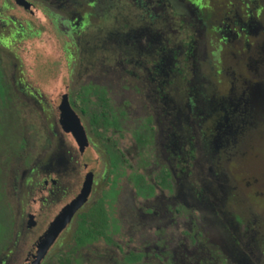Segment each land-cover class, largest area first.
<instances>
[{"label": "flooded vegetation", "instance_id": "flooded-vegetation-1", "mask_svg": "<svg viewBox=\"0 0 264 264\" xmlns=\"http://www.w3.org/2000/svg\"><path fill=\"white\" fill-rule=\"evenodd\" d=\"M15 6L70 38L63 86L48 99L16 73L9 45L42 25L3 13ZM91 17L112 22L89 37L110 55L85 50L77 77L89 80L70 86L66 47L88 41ZM226 45L227 69L212 60ZM0 47V104L11 85L44 126L41 152L21 156L19 187L40 175L44 209L77 189L55 216L88 191L51 246L61 264H264V177H255L264 172V0H0ZM62 91L79 139L58 107Z\"/></svg>", "mask_w": 264, "mask_h": 264}, {"label": "rangeland", "instance_id": "rangeland-1", "mask_svg": "<svg viewBox=\"0 0 264 264\" xmlns=\"http://www.w3.org/2000/svg\"><path fill=\"white\" fill-rule=\"evenodd\" d=\"M3 13L13 15L23 24L26 20H29L34 24L36 23V26L42 25V30L38 35L18 42L15 41L13 45H9V50L17 57L19 65L16 73L22 78L23 82L27 83L24 86L29 88L31 92L32 90L36 91L39 95H43L44 99H48L52 89L58 90L63 86L60 85L63 80L59 79V73L61 67L68 60L63 46L65 41L70 38L65 36L62 30L52 27L46 20H43L41 13L38 11H25L15 6L11 10H3ZM113 14H122L125 18L126 16L127 18L131 17L130 10H127V8H114ZM119 19H121L120 16ZM89 24L96 28L92 27L89 31L86 30L88 38L86 37L85 40L88 41H79L80 43L75 41V44L70 41L66 47L71 54L69 59L70 86L78 80L79 82L89 80L86 78V73H82L79 78L77 77L78 67L79 65L82 66L79 60H82V56H85L86 59L88 57L85 50H96L97 61L99 58L110 55L107 43L100 40L90 41L89 37H93L95 34L98 35L99 28L108 27L107 25H112V22L101 20L99 17H91L88 26ZM227 47V45L223 46L218 55L212 57L215 64L218 63L226 69L232 65L234 66L235 63L230 52L231 49ZM6 59L5 54L2 53L1 61L5 62ZM11 60L15 61L12 57ZM91 61H93V58ZM5 72L6 76L3 80L10 81L11 68L7 66ZM8 93H11V95L10 100L7 101V106L0 104V163H5L8 160L11 151L18 152L11 155L12 159L10 158L8 165L0 170V181L2 180V194L0 193V264H22L27 252L44 232L46 224L49 225L54 222L55 217L58 216H55V214L65 203H71L75 200L73 196L78 190L71 192L60 202L50 203L48 208L44 209V205L42 206L39 202L36 203V196H39L36 182L41 179L40 175H34L33 182H29L30 180H27L26 176L22 181V186L19 187L20 175L23 169L21 156L27 154L29 157L31 156V159H34L41 152L44 142V133H42L44 126L40 111L27 101L20 92L15 91L11 85H8ZM2 102L4 100L0 99V103ZM9 105H15L16 112L13 109L14 107L11 108ZM21 144L22 149L20 148ZM239 156L235 155L232 158L238 161ZM25 159L24 156L23 160L25 161ZM261 174L263 175L264 172H257L255 177L263 179L264 176ZM245 176L248 178L253 177L250 173ZM30 183L32 188H29ZM29 189H32L31 195ZM67 234L68 232L65 233V236ZM60 253H63V250L58 245H54L47 255L49 257L48 264H59L57 259L61 257Z\"/></svg>", "mask_w": 264, "mask_h": 264}, {"label": "water", "instance_id": "water-1", "mask_svg": "<svg viewBox=\"0 0 264 264\" xmlns=\"http://www.w3.org/2000/svg\"><path fill=\"white\" fill-rule=\"evenodd\" d=\"M58 107L62 112L63 119L68 125L69 130L72 135L79 139L80 132L78 130V126L76 124L75 118L68 106L66 96L63 91L59 94V103ZM88 195V191L84 193V195L72 205L67 208L60 216L55 217L54 222L49 224L47 228L44 230L42 235L37 238L35 243L32 245L30 250L27 252L25 259L22 264H41L44 260V257L49 252L51 246L59 236L60 232L65 228L68 222L71 220L75 211L84 203Z\"/></svg>", "mask_w": 264, "mask_h": 264}, {"label": "trees", "instance_id": "trees-1", "mask_svg": "<svg viewBox=\"0 0 264 264\" xmlns=\"http://www.w3.org/2000/svg\"><path fill=\"white\" fill-rule=\"evenodd\" d=\"M57 260H58V263L61 264L62 263V256L59 257ZM41 264H47V262L43 261Z\"/></svg>", "mask_w": 264, "mask_h": 264}]
</instances>
